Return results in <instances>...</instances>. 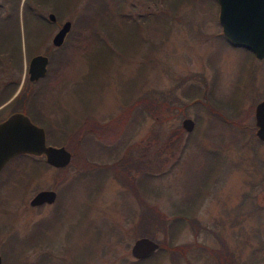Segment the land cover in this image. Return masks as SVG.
I'll return each instance as SVG.
<instances>
[{"label":"rangeland","instance_id":"1","mask_svg":"<svg viewBox=\"0 0 264 264\" xmlns=\"http://www.w3.org/2000/svg\"><path fill=\"white\" fill-rule=\"evenodd\" d=\"M101 1L46 2L75 24L63 53L50 50L45 79L31 84L36 98H28L26 107L46 117V141L63 144L71 155L62 166L35 169L38 157L28 156L0 169L2 264L134 262L138 202L112 173L78 177L93 171L91 161H111L127 150L137 164L133 176L140 192L167 222L192 204L190 214L200 224L193 230L182 219L171 240L185 245L184 254L174 255V263L169 251L154 250L153 264H226L242 257L243 264H264V141L256 139L251 104L256 85L264 87V62L224 40L217 1H185L175 17L156 27L138 23L136 30L117 15L133 18L162 7L160 0H123L118 12L114 0ZM99 2L109 10L100 12ZM80 15L86 22L77 30ZM28 85L23 81L19 89ZM197 86L204 100H218L208 103L213 109L234 105L225 122L211 125L213 111L184 94ZM145 95L153 109L134 114L132 103ZM8 110L1 108L0 115ZM184 116L197 118L190 135L181 125ZM41 188H53L55 198L33 208L29 198ZM31 228L48 243L38 239L29 250ZM154 236L168 239L158 228Z\"/></svg>","mask_w":264,"mask_h":264},{"label":"flooded vegetation","instance_id":"2","mask_svg":"<svg viewBox=\"0 0 264 264\" xmlns=\"http://www.w3.org/2000/svg\"><path fill=\"white\" fill-rule=\"evenodd\" d=\"M47 1L48 0H0V109L3 107H9V110L6 112V114H4L3 116L0 115V120L5 118L9 113L13 111H22L27 114L34 123L42 126L45 132V140L47 136L46 131L47 129H49V123L48 121H46V117L42 114L32 113L30 107L27 106V108L26 104L28 98H36V86L34 85V87H32L31 84H35L37 83V81H44V76L48 70V62L51 56L53 54H57V51L58 54L62 52L65 47L68 34L73 28V20H70L67 17L61 18L62 11L51 10L50 8L48 10L46 3ZM45 7L47 9H45ZM65 20L70 21L69 28L65 31L61 42L58 44H54L52 42V37ZM73 24H75L74 21ZM76 28L77 30H81L82 27L79 26ZM47 38H50L51 44H48ZM40 46L42 47V49L38 51L37 48ZM51 49H53L52 51H54L53 54L50 53ZM38 53L46 55V68L42 75L38 77H30V71L28 69L29 61L33 55ZM250 53V55L253 56L257 61L264 62V55L258 57L252 51ZM21 54H23V58H21ZM23 81L30 85H28L29 90L21 91L19 89L21 87V82ZM262 85L264 86V83H262ZM256 88L259 91H257L258 94L256 98H254V102L251 103L253 109L254 132L257 127L254 116V108L256 103L264 98V89H259L264 87H261L258 84L256 85ZM31 89L33 91H30ZM31 103L32 102H30L29 105ZM255 135L259 140L264 141V139L257 136L256 132ZM8 160H6L5 163H7ZM5 163L2 165V167L5 165ZM52 201L53 200L42 201L37 204L29 203V205H31L33 208H36ZM21 204L23 205L25 203L23 202ZM52 222H54L53 219H47L46 229L49 228ZM36 223L37 220L34 219L31 225L35 226ZM33 230L34 229L31 228V231ZM32 234H30L29 236L28 243L25 244V246L30 247L29 250H32L33 248V250H35L37 240L41 239L36 231ZM138 236H135V238ZM45 240L48 243V239ZM132 243L130 245V253ZM25 246L21 247L20 249H23ZM8 248L9 247L7 246V249ZM155 249L151 250L143 256H135L134 262L130 261V263L148 264V261H152L153 264L155 260L152 259H154L155 256H152L151 253ZM262 253L264 254L263 251H260L259 260L260 258L264 257ZM2 262L3 256L2 250L0 249V264H2ZM243 262L244 257H242L240 260H237V262L235 263L243 264Z\"/></svg>","mask_w":264,"mask_h":264},{"label":"water","instance_id":"3","mask_svg":"<svg viewBox=\"0 0 264 264\" xmlns=\"http://www.w3.org/2000/svg\"><path fill=\"white\" fill-rule=\"evenodd\" d=\"M218 4L217 19L225 38L234 45L250 49L256 56L264 55V0H216ZM52 15V13H51ZM70 21L65 20L54 33L52 42H61ZM47 57L38 53L30 58L28 69L30 77L42 75L46 68ZM256 134L264 139V98L254 108ZM184 129L190 130L194 119L184 116L181 119ZM26 152L44 155L47 163L62 166L70 159V151L63 144H51L45 140L42 126L34 123L22 111H13L0 120V168L15 154ZM53 188L38 189L29 199L30 204L54 199ZM158 242L150 236L136 237L131 246L134 256H143L155 249Z\"/></svg>","mask_w":264,"mask_h":264},{"label":"trees","instance_id":"4","mask_svg":"<svg viewBox=\"0 0 264 264\" xmlns=\"http://www.w3.org/2000/svg\"><path fill=\"white\" fill-rule=\"evenodd\" d=\"M102 1H105V0H102ZM122 1L123 0L112 1V6L114 7L115 12L120 11ZM146 1L153 3L155 0H146ZM185 1L191 2V3H196V4H199V3L202 4V2H203V4H206V5L209 3H215L216 4V0H160L162 7H159V8L154 7L153 9H148V10H145L141 13L138 12V13H136V16H134L133 18H131V17L127 18L124 14H122L120 16L117 15V16L120 17V19L122 21H126L127 19H130L131 22L128 25L133 30H136L138 28V25H137L138 23H142V24H145L148 26L149 21H152L153 25L156 27V23H158V21H160V19L166 20L169 17H175V13H176L178 6ZM101 2H99L100 12H103L101 10V8L104 9L105 12L108 11L109 8L107 9V7L103 4H101ZM110 13L111 14H109V17L112 16V14H114L112 11H110ZM82 16L83 15H80V17H79V20H80L79 26H81L83 29V27L85 25L84 23L86 21L84 22L81 20ZM134 19H136V20H134ZM102 27L104 28L105 32L109 33V29L106 27L105 24L102 23ZM220 34L222 35V37L224 38L225 41L229 42L225 38V36L223 35L221 30H220ZM237 46L244 49L248 54H251L250 49H248L244 46H241V45H237ZM200 90H201L200 87L197 86L193 90L185 92L184 94L188 95L193 101L199 102V104L203 105L204 107L205 106L208 107V110H210L211 112L213 111L212 112L213 116L209 121V123L211 125L216 121L221 123V124L223 122H225V120L227 118L226 112L227 111L230 112L232 109H234V105H231L230 107L226 106L225 109L223 108L222 110H218L216 108L213 109L210 105H208V103L210 102V100H213L215 103H217L218 100L216 101L212 97L207 96V94H206L207 97H205L203 94V96L207 99V100H204L203 97L199 95ZM148 98L150 100V97L148 95H145L143 97H139V98L134 100V102L131 105L132 111L134 114L143 113L144 110L150 111L153 109V104H151V102L149 100H147ZM231 98H232V96H231ZM161 102L164 103L165 102L164 99H162ZM246 114H249V111L248 112L246 111L245 115ZM193 119H194V121L197 120L196 117H194ZM236 129L239 131V130L244 129V128H242V126H240V125H237ZM177 130L178 131L180 130L179 126L177 127ZM187 131H188L187 135H190V134H192V132L194 130L193 131L187 130ZM242 132H243V130H242ZM46 134H48V131H46ZM256 139H257V141L259 140L257 137H256ZM51 142H54V141H51ZM28 156L38 157L39 161H35L32 163L35 169L40 164L43 166L50 165L49 163H47L45 161V159H44V157H42V155H35V154H31V153H26V152H21V153L15 154L12 157H10V159L8 161H10L13 158L20 160L21 158L28 157ZM91 165L94 166L93 171L91 170V172H89L90 169H87L88 171H83L82 173H80L78 175V177L79 176L81 177L82 174L85 176L88 174L90 175V173H91V174H93L92 177L101 179L104 175H107L108 173H112V175H114L121 182V184L124 185L129 190V192L134 196V198L138 202V206H139L138 207V216H137V221L135 224L136 235H147V236L152 237L156 241H158L159 245L155 249V252H159L162 250L169 251L171 254V260L172 261L175 260L174 261V263H175L176 257H174V255H176V254L183 255L184 250L186 248L183 243L174 244V243H172V240H171V238L173 237L175 229L177 228L178 225H180V221L182 219H187L188 223L191 225V228H193V230H197V228L200 226V224L198 222H196V219L194 218V216L190 214V212L192 210V208H191L192 204L187 206L186 208L177 209L176 212L174 213L175 216H173V220L170 222H167L166 214L156 204L149 202L143 196V194L140 192V190L138 188L137 180H135V178L133 176V171L136 169L137 164L133 159L132 153L128 150L126 152H124L122 155H120L119 157H117L111 161H98V162L97 161H91ZM4 166L2 167V169L4 168ZM155 228H158L162 232H167L168 239H157V238H155V236H154ZM222 244L224 245V241L222 242ZM153 253H154V251L151 254H153ZM226 264H236V263L233 260H231V261L227 260Z\"/></svg>","mask_w":264,"mask_h":264}]
</instances>
